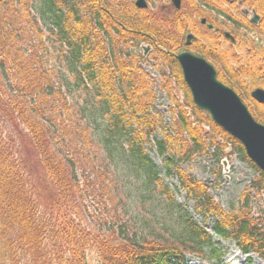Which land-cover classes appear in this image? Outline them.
I'll return each instance as SVG.
<instances>
[{
    "label": "trees",
    "instance_id": "16d2710c",
    "mask_svg": "<svg viewBox=\"0 0 264 264\" xmlns=\"http://www.w3.org/2000/svg\"><path fill=\"white\" fill-rule=\"evenodd\" d=\"M37 1L35 8L33 0H0V264H90V255L97 264H188L191 257L225 264L221 244L175 202L160 178L145 150L151 138L164 175L176 178L200 218L213 219L215 238L264 259V214H251L249 194L250 188L264 193V179L242 147L195 108L175 61L184 36L195 32L193 54L212 64L264 125V106L250 98L253 89L264 90V0H183L175 12L138 10L135 0ZM242 7L259 16L256 26L241 15ZM201 18L218 34L201 33ZM224 31L235 37L234 46L223 39ZM142 45L152 49L148 58L159 87L141 68ZM236 46L242 49L238 58ZM81 90L86 100L77 107L73 92ZM158 94L169 104L168 122L155 111ZM95 142L106 156L133 161L137 189L147 192L158 184L168 196L177 226L169 239L133 242L122 231L115 239L90 235L82 226L73 205L81 198L82 164ZM231 154L258 173L260 184L246 188L237 210L228 213L180 166L195 158L219 166ZM97 164L85 171L84 181L109 174L104 160ZM30 174L42 187L31 183Z\"/></svg>",
    "mask_w": 264,
    "mask_h": 264
},
{
    "label": "rangeland",
    "instance_id": "374dc122",
    "mask_svg": "<svg viewBox=\"0 0 264 264\" xmlns=\"http://www.w3.org/2000/svg\"><path fill=\"white\" fill-rule=\"evenodd\" d=\"M37 2V0H33L35 8ZM166 6L165 2L154 1L153 5L149 3V7H152L153 10L160 11ZM164 11H168V9H164ZM34 13L37 15L36 12ZM251 18L250 14L248 19ZM197 28L201 33L206 31V28L199 25ZM46 34L48 35V33ZM240 47L236 46L234 48V54L237 58L242 54L240 53L242 51ZM149 61L150 58L148 60L144 59L141 63V68L147 72L154 85L159 87L161 79L157 70L152 67ZM73 94H75V99L77 100L76 106H82L83 101L86 100L85 91H75ZM179 97H181V93ZM69 100L72 104L71 99ZM248 104H251L254 108L252 103L248 102ZM168 106V102L158 94L155 111L165 117L169 108ZM164 117L163 119L166 121L168 117ZM12 136L16 138V135L13 133ZM15 141L18 142V140ZM152 143V140H150L146 148V154H148L150 160L162 172L163 160L157 156ZM20 151L26 157L25 148H21ZM91 152L88 154L89 160L87 162L84 161L82 164L83 168L80 173V179L82 180L81 198L77 201L76 205H73V208L78 210L82 219L80 223L86 231L90 235L95 233L115 239L119 237V232L122 231L120 236H125L123 238L133 242H138L140 238L161 237V239H169L171 234L177 229L175 210L170 205L168 196L161 190L160 186L156 184L150 190H147V192L141 188L137 189L136 172L138 171L135 169L136 166L131 163V159H126L123 162L106 156L104 148L97 142L91 147ZM226 152H229V149ZM97 160L100 162L104 160L109 174L101 178V180L98 177L96 178L95 174L90 175L84 181L83 179L87 177L86 170L98 168ZM180 168L196 180L202 182L208 188V192L216 204L228 213L232 212V209L237 210L239 201L242 199L246 188L250 187L253 183L256 186L260 184L259 175L233 155L227 158V165L223 169L221 177L218 176V166L207 158H195L191 162L181 165ZM30 181L35 187H42L34 174H30ZM90 181L92 182L91 185L85 186ZM165 183L171 187L177 186L175 179H165ZM249 194L254 202L251 214L256 217L262 216L264 214L263 191L261 189L250 188ZM174 200L178 205H185L195 221L202 224V219L196 216L192 203L185 200L184 194H175ZM212 222L213 220L207 224L211 225ZM221 247L225 252L223 259L225 264H248V261H245V257L237 252L233 242H223ZM246 258L250 259L249 264H264V259H259L253 254ZM188 260L189 264H208L206 260H199L195 257H191ZM89 263L97 264L98 261L93 255H90Z\"/></svg>",
    "mask_w": 264,
    "mask_h": 264
},
{
    "label": "water",
    "instance_id": "95a60500",
    "mask_svg": "<svg viewBox=\"0 0 264 264\" xmlns=\"http://www.w3.org/2000/svg\"><path fill=\"white\" fill-rule=\"evenodd\" d=\"M175 9H179L181 0H170ZM137 9L147 8L145 0H136ZM248 15V11H243ZM252 24H257L258 16L252 12ZM201 20V24H205ZM208 29L212 26L208 25ZM224 37L234 42L229 33ZM194 38L188 36V40ZM188 43V42H187ZM147 51V50H145ZM183 81L186 84L195 107L206 113L210 120L223 132L235 139L244 149L246 157L261 172L264 178V125L256 122L238 95L217 79L213 66L204 59L188 52L176 57ZM251 98L258 104H264V91L255 89Z\"/></svg>",
    "mask_w": 264,
    "mask_h": 264
},
{
    "label": "flooded vegetation",
    "instance_id": "af4514ba",
    "mask_svg": "<svg viewBox=\"0 0 264 264\" xmlns=\"http://www.w3.org/2000/svg\"><path fill=\"white\" fill-rule=\"evenodd\" d=\"M146 2H147V8L145 9V10H147V9H149V8H152V7H149V2L147 1V0H145ZM135 2H136V0H135ZM135 2H134V6H135ZM165 3L167 4V6L164 8V9H168V10H170V11H173V12H175V11H179V10H176V9H174L173 7H172V5H171V2L169 1V0H166L165 1ZM182 3H183V0H181V5H182ZM151 5V4H150ZM135 8H136V6H135ZM137 9V8H136ZM153 9V8H152ZM164 9H162L163 11H164ZM199 25L200 26H202V27H205L210 33H215V35L216 34H218V31H219V29H217L216 27H214L213 25H211L212 26V28L211 29H208L206 26L208 25V23H207V21H206V24L205 25H202L201 23H200V21H199ZM194 29H196V27H194ZM193 35L194 36V38H192V39H190V40H188V36L189 35ZM188 42V43H187ZM197 42V37H196V35H195V32H188L185 36H184V47H183V50L182 51H187V52H190V53H193V50L191 49V46L194 44V43H196ZM143 46V45H142ZM151 48L149 47V49L146 51V53H143L142 54V56H143V58L144 59H147L148 58V56H149V54L151 53Z\"/></svg>",
    "mask_w": 264,
    "mask_h": 264
}]
</instances>
